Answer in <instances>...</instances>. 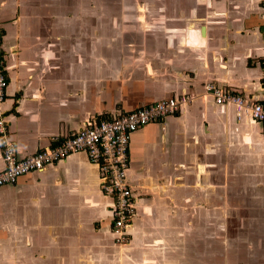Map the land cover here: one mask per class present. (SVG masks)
Listing matches in <instances>:
<instances>
[{"label": "crops", "instance_id": "crops-1", "mask_svg": "<svg viewBox=\"0 0 264 264\" xmlns=\"http://www.w3.org/2000/svg\"><path fill=\"white\" fill-rule=\"evenodd\" d=\"M165 3L151 17L132 3L137 22L123 32L111 14L98 30L96 0H0L2 109L18 158L86 122L190 98L131 135L127 243L97 166L70 154L0 188V264H264V125L205 90L264 103V0Z\"/></svg>", "mask_w": 264, "mask_h": 264}, {"label": "built area", "instance_id": "built-area-1", "mask_svg": "<svg viewBox=\"0 0 264 264\" xmlns=\"http://www.w3.org/2000/svg\"><path fill=\"white\" fill-rule=\"evenodd\" d=\"M7 87L0 35V145L3 159L0 188L14 184L21 176L41 172L70 154L84 153L101 174L102 191L114 200L112 232L115 240L119 244L127 243L126 228L131 224L136 210V199L128 181L131 135L149 123L160 122L166 116L177 114L190 98L185 95L170 97L115 119L86 122L85 127L75 135L64 140L55 139L49 148L21 159L17 157L15 146L8 138L7 122L2 109ZM205 90L215 105H231L237 117L245 114L252 121L264 125V103L250 104L236 93L212 84L206 85Z\"/></svg>", "mask_w": 264, "mask_h": 264}, {"label": "rangeland", "instance_id": "rangeland-1", "mask_svg": "<svg viewBox=\"0 0 264 264\" xmlns=\"http://www.w3.org/2000/svg\"><path fill=\"white\" fill-rule=\"evenodd\" d=\"M160 0H96L98 6H97V19L98 21L101 19V21L103 22V24L98 25V30L100 29V31H103L104 26H105V16L111 14L115 19L113 20V24H114V29L116 31H123V32H129L130 31V26L134 25L135 19V13L137 12V10H135L134 8H132V3H136L138 2L141 6V9L138 10V12H140V14L147 16V17H151L153 14L151 13L152 10V6L155 5V7L158 5H160L161 3H159ZM163 2V4H161L162 8H166L167 4L165 2H167V0H161ZM99 4H101V7L99 8ZM125 4L127 5V8H124L123 6ZM131 4V5H130ZM121 8H124V10L122 11ZM107 10V11H104ZM167 9H165L164 11L161 12V15H164L165 11ZM153 11V10H152ZM105 12V14L103 13ZM167 13V11H166ZM156 15V14H155ZM121 16V17H119ZM108 17V16H107ZM122 18V19H121ZM145 18V17H144ZM142 19V17H141ZM151 20V21H150ZM147 23H151L152 19H148L146 18ZM158 26L156 25H149V24H143V26L139 27L140 30H142V32L144 33H150L152 31H154ZM167 27V26H165ZM134 30H137L136 27L134 28Z\"/></svg>", "mask_w": 264, "mask_h": 264}]
</instances>
